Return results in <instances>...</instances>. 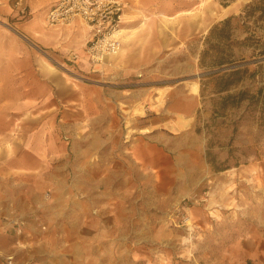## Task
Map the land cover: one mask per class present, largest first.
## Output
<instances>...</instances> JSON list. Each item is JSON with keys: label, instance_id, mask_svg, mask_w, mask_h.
Returning <instances> with one entry per match:
<instances>
[{"label": "rangeland", "instance_id": "obj_1", "mask_svg": "<svg viewBox=\"0 0 264 264\" xmlns=\"http://www.w3.org/2000/svg\"><path fill=\"white\" fill-rule=\"evenodd\" d=\"M55 1L0 5V222L19 243L29 235L1 203L15 187L29 189L32 220L47 214L14 264H264V105L215 107L264 85V0H137L120 49L96 64L86 22H46ZM237 67L242 78L219 91ZM87 84L108 96V170L79 177L75 193L56 154L57 107ZM91 125L100 115H85Z\"/></svg>", "mask_w": 264, "mask_h": 264}, {"label": "crops", "instance_id": "obj_2", "mask_svg": "<svg viewBox=\"0 0 264 264\" xmlns=\"http://www.w3.org/2000/svg\"><path fill=\"white\" fill-rule=\"evenodd\" d=\"M123 29L126 28H122V31ZM64 85L65 84L61 85L60 90L64 91V89H66ZM78 90L79 93H77L76 97L74 95L76 91L73 86L70 87V95L66 94L67 91L65 93L66 95L62 93L61 100L57 107L59 112L58 132L60 138L56 144V154L58 159L61 160L60 168L64 169L68 167L69 173L77 180V184L74 187L75 193L82 191L78 183L79 177L92 175V170H96V173L100 174L102 177L106 175L105 170H108V166L104 167V160L107 159L111 140V138H109L110 129L108 125L110 109L108 96L105 95L104 89L102 87L95 89L87 84L81 85ZM6 95H9L7 91ZM62 96L65 97L62 98ZM76 111L79 113L78 116L74 115ZM85 115H87L90 124H92L93 118L100 115L101 127L95 128L91 125L89 130L88 127L82 129L81 126L85 120ZM104 123H106V125H104ZM81 130L87 131L84 134L81 133ZM117 142L119 145V139ZM122 146L124 157V145L122 144ZM136 153L138 154V152L134 154ZM118 156H120L119 152ZM15 162L16 167L24 171L31 169L30 164L22 158ZM106 181V179L102 180V182ZM99 184L100 181L97 185ZM28 191V188L21 187L20 189L19 187H15L11 194H9L7 200H1L2 204L9 207V210L15 209L16 213L26 219L25 231L29 235L25 236L24 234L23 236L26 240H23V238L19 243L20 236L16 238V234H11L10 225L6 226L3 222H0V264H4V262H2L3 257L5 258L9 254H14V256L19 254L21 244L28 243L30 240H37L40 236L39 234H41V237L43 235L38 225L39 223L47 221V214L42 213L37 221L32 220L33 218L30 217L31 210H35L36 207L33 204L31 205ZM35 195L36 193L33 192L32 196ZM52 219H54V217ZM6 228H9V234L6 232ZM27 258L30 257L28 256Z\"/></svg>", "mask_w": 264, "mask_h": 264}, {"label": "built area", "instance_id": "obj_3", "mask_svg": "<svg viewBox=\"0 0 264 264\" xmlns=\"http://www.w3.org/2000/svg\"><path fill=\"white\" fill-rule=\"evenodd\" d=\"M9 3V0H6ZM14 1L19 5L22 0ZM137 0H56L46 11L45 20L50 25L67 24L75 19L86 22L93 31L86 48L88 60L99 63L108 55L118 52L121 47L120 24L125 9ZM5 0H0V5ZM21 233L19 224L16 228ZM14 254L5 257L4 264H14Z\"/></svg>", "mask_w": 264, "mask_h": 264}, {"label": "trees", "instance_id": "obj_4", "mask_svg": "<svg viewBox=\"0 0 264 264\" xmlns=\"http://www.w3.org/2000/svg\"><path fill=\"white\" fill-rule=\"evenodd\" d=\"M260 9H261V14H264V8H260ZM229 19L230 17L225 19L222 23L223 24L227 23ZM211 32H212V28H211ZM207 52H208V48H206L203 51V54H202L203 58L207 54ZM262 54H264V52H262ZM224 62L225 61L221 59L218 64H222ZM245 71H246V68L242 69V67L232 68L229 71H225L219 77V80H217L216 82V85L219 91H227L232 85H234V83L238 82L242 78L243 72ZM261 72H264V67H262ZM250 96L256 98L255 100L256 103H260L264 105V85L258 87L255 94H252V95H249V92L247 89L240 90L237 93L227 92L225 95L221 97L219 101H217V103H215V107H216V104H217V107L221 109L227 106H236L241 100H243L244 98L250 97Z\"/></svg>", "mask_w": 264, "mask_h": 264}, {"label": "bare ground", "instance_id": "obj_5", "mask_svg": "<svg viewBox=\"0 0 264 264\" xmlns=\"http://www.w3.org/2000/svg\"><path fill=\"white\" fill-rule=\"evenodd\" d=\"M0 22L2 23V22H3V20H1V19H0ZM121 31H122V28L119 30V32H121Z\"/></svg>", "mask_w": 264, "mask_h": 264}]
</instances>
